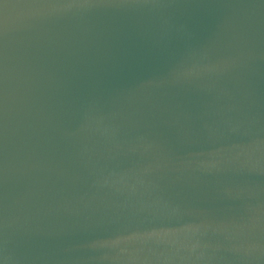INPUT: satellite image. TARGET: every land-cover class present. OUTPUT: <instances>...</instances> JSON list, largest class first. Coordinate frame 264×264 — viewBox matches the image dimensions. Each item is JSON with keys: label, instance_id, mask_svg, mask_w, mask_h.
Returning a JSON list of instances; mask_svg holds the SVG:
<instances>
[{"label": "water", "instance_id": "1", "mask_svg": "<svg viewBox=\"0 0 264 264\" xmlns=\"http://www.w3.org/2000/svg\"><path fill=\"white\" fill-rule=\"evenodd\" d=\"M0 264H264V0H0Z\"/></svg>", "mask_w": 264, "mask_h": 264}]
</instances>
